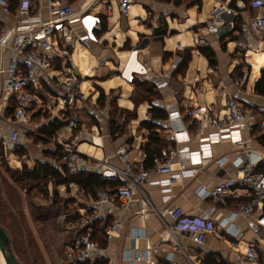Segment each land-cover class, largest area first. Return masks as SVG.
<instances>
[{"label": "crops", "instance_id": "obj_1", "mask_svg": "<svg viewBox=\"0 0 264 264\" xmlns=\"http://www.w3.org/2000/svg\"><path fill=\"white\" fill-rule=\"evenodd\" d=\"M46 1L31 3V14L41 21L48 19ZM119 1L61 0L70 5L75 14L87 12L98 16L102 28L101 32L95 33L97 43L81 44L78 40L80 28L77 24L71 26L73 33L69 38L67 57L74 65L72 73L78 78L80 90L86 97L84 103L76 106L78 128L72 131L67 127L65 117L70 112L62 108L60 94L53 84L37 78L28 90L38 97L35 113L27 125L20 126L14 153L0 158L10 160L17 168L24 164L29 171L44 164L65 178L63 155L56 156L58 150L62 152L57 142L60 138L71 142L76 137L75 147L88 163L85 173H96L101 178L99 164L106 161L118 166L115 151L125 146L130 147L129 158L144 165L143 147L149 133L140 128V124L149 121L152 105L159 106L166 114L162 129L157 131L161 153L167 147L182 150L172 159L171 170H187L192 175L180 178L167 188L169 192L164 193L161 187L149 184L164 179L153 173L139 194L115 212L121 227L114 231L112 241L106 242L104 248L98 245L102 252L97 261L103 258L107 264H142L134 260L138 256L152 258L159 264H169L167 259L177 264H202L207 255L214 254L220 255L227 264H234L235 254L243 252L257 238L258 227L253 218L234 221L239 229L245 230L242 237L231 238L217 227L208 235L206 243L199 246L185 234L171 233L174 223L166 214L167 209L180 207L188 218L209 217L217 225L233 212L237 202L229 200L220 205L210 199L202 200L197 194L199 188L211 190L221 178L237 173L233 144L224 136L202 153V144L197 138L189 135L186 139L182 135L181 139L185 140L175 143L169 142L168 136L186 122L185 109L206 107L222 114L227 97L234 98L249 111L264 110V95L254 92L256 83L264 75V32L255 34L248 25L251 18L264 16V6H259L260 0H129L128 16L124 17L118 11ZM8 2L13 4L14 11L7 16L0 11V30L14 25L18 0ZM199 41H204L203 48H209L213 53V66L200 54ZM131 51L137 52L138 64L145 73H133L129 82L126 73L124 77L121 74ZM186 53L190 54V60L181 74L178 67ZM8 59L9 51L0 48V70L6 68ZM56 69L64 72L62 61ZM162 83L171 84V89L157 88ZM141 84L152 87L154 95L148 99L137 98V95L145 97ZM15 108V99L3 91L0 81L2 137L13 131L6 121L13 120ZM175 113L182 116L181 119L170 121V116ZM58 122L65 126L50 132ZM187 131L192 134L191 130ZM212 133L208 127L204 136ZM263 133L243 130L240 135L253 153L261 155L264 147L256 138ZM196 152H200L199 155H191ZM161 153L148 171L158 168ZM210 155V159L204 158ZM191 156H200V165L192 164ZM214 158L225 160L218 166ZM261 167L264 163L258 166L260 172ZM56 184L50 179L46 193L49 198L54 195L66 198L70 213L74 206L70 198H81L80 194H73L78 185ZM98 190L115 193L117 189ZM96 191L90 194L84 190L85 204L81 207L93 208ZM69 220L67 224L72 229Z\"/></svg>", "mask_w": 264, "mask_h": 264}, {"label": "built area", "instance_id": "obj_2", "mask_svg": "<svg viewBox=\"0 0 264 264\" xmlns=\"http://www.w3.org/2000/svg\"><path fill=\"white\" fill-rule=\"evenodd\" d=\"M32 1L37 4L42 3V0H18L14 25L0 30V48L9 51L7 66L4 70H0V81L3 82V91L13 96L16 101L13 120L6 121L13 127V131L7 137L0 136V156L14 153L20 126L27 125L35 113V107L39 104L38 97L28 90L32 88L37 78L47 79L53 84L60 94L62 108L70 112L68 117H65L67 127L72 131L77 130L79 118L76 106L84 103L86 97L80 90L78 78L72 73L74 65L67 57L69 38L73 33L71 26L77 24L80 28L81 35L78 40L81 44L97 43L95 33L102 30L98 16L87 12L75 14L73 8L63 4L61 0L46 1L48 19L41 21L39 17L31 14ZM129 5V0L119 1L120 15L128 16ZM259 6H264V0L259 1ZM0 11L6 16L10 14L8 0H0ZM248 25L255 34L264 32V16L251 18ZM198 47H205L204 41H199ZM61 61L64 64L63 73L56 69ZM125 73L129 82L133 79V73H145L144 68L138 64L136 51L130 52L121 76L124 77ZM157 88L171 89V84L162 83ZM173 94L176 95L177 92ZM263 114L262 108L258 111H249L234 98L227 97L222 114H217L206 107L185 109L183 117L186 118V122L168 136V141L175 143L185 140L184 138L188 139L189 135L195 137L202 144L200 148L202 153L208 151L207 146L220 141L224 136H227L233 144L237 156V173L221 178L211 190L204 188L197 190L202 200L210 199L220 205L226 204L229 200L237 202L233 212L223 217L217 225L212 223L209 217L188 218L180 207L167 209L166 214L174 223L173 229H170L171 233L177 231L185 234L199 246L206 243L208 235L217 227L231 238L242 237L245 230L239 229L234 221L238 218H253L258 227L257 238L248 244L243 252L235 254L234 264H264V175L258 170V166L264 163V154L253 153L242 134L240 135L243 130L264 132ZM173 115L175 116H170V121L182 117L176 113ZM208 127L213 133L204 136V131ZM187 130H191L192 134ZM182 135H184L183 139H181ZM75 144L76 137L71 142L65 138H60L57 142L62 150L67 174L77 178L83 175L88 163L77 151ZM129 151L128 146L115 151L114 156L118 160V166L106 161L99 164L100 176L103 180L120 182L121 185L115 193L97 190L92 202L93 208L89 210L81 207L85 204L82 198L84 190L79 186L74 188L73 194H80L81 198H70L74 206L68 219L72 223L73 238L65 247L67 264H93L100 258L102 249L90 236L91 226L100 222L105 240L110 243L114 231L121 227L120 221L115 218V212L124 208L135 195L139 194L141 187L147 183L153 173L164 179L149 184L161 187L164 193L169 192L167 188L180 178L192 175V172L187 170L180 169L177 172L171 170L172 159L182 150L167 147L162 151L160 165L154 171L146 170L141 161H132L129 158ZM199 153H191V155H199ZM196 157L191 156L193 160L191 163L200 165L198 161L200 156ZM204 158L210 159L211 155ZM213 160L215 164L221 166L225 158ZM134 260L142 264H159L152 258L137 256ZM167 260L169 264H177L175 261Z\"/></svg>", "mask_w": 264, "mask_h": 264}, {"label": "rangeland", "instance_id": "obj_3", "mask_svg": "<svg viewBox=\"0 0 264 264\" xmlns=\"http://www.w3.org/2000/svg\"><path fill=\"white\" fill-rule=\"evenodd\" d=\"M24 168V164L17 168L0 158V225L10 237L12 252L19 264H67L65 247L73 238L67 224L69 208L64 207L68 202L55 195L49 198L45 186L39 191L21 189L12 174ZM29 202L44 209L36 218L31 215Z\"/></svg>", "mask_w": 264, "mask_h": 264}, {"label": "trees", "instance_id": "obj_4", "mask_svg": "<svg viewBox=\"0 0 264 264\" xmlns=\"http://www.w3.org/2000/svg\"><path fill=\"white\" fill-rule=\"evenodd\" d=\"M13 11H14V6L13 4H11L10 13H12ZM199 52L207 59L210 66L214 65L215 62L213 60V53L210 51L209 48H202L199 50ZM189 60H190V54L186 53L182 58L181 65L178 67L179 73L181 74L184 73ZM141 89H143L145 97L143 95H137V98L139 99L142 98L148 99L149 97H152L154 95L152 87H148L146 84H141ZM254 92L258 95H264V75L262 79L256 83ZM149 115H150L149 121L140 124V128L145 129L149 133L147 144L143 147V152L145 154L144 167L146 170L154 165L155 159L158 158L161 153L162 144H161V140L158 139L157 131L162 129L161 124L166 120L165 111L156 105L151 106ZM63 126H65L63 123L58 122L57 125L53 126L50 132L58 131L62 129ZM256 139L258 144L264 147V133L258 135ZM61 153L62 152L58 150L56 152V156H58V154L59 156H61ZM259 169L261 170V173H263L264 175V167H261ZM64 176L66 179L64 177H61V175L58 174L55 170L51 169V167L44 164H41L39 167H35L32 171H29L26 168H24L22 172L20 173L14 172L12 174L14 183L17 184L19 187H21V189H25L27 192H30L31 190L34 189H37L39 191L41 186H45L46 189L47 183L50 181V179L56 182L57 183L56 185H65V184L67 185L69 183H75L79 187L84 188V190L90 194H93L94 191L98 189H103V188L105 189L107 187L116 190L121 185L119 182L102 181L101 178L96 173L84 172L83 175L75 178L68 175L65 170ZM28 206L30 208V212L33 218H36L38 216L37 215L38 211L41 212L42 210H44L43 208L36 206L35 203L29 202ZM66 206H68V204L64 205V207ZM68 220L69 219H67V222ZM90 236L100 247L103 248L105 247L106 240H105L103 228L100 227L99 222H96L91 226ZM93 264H107V261L102 258L101 260L96 261ZM202 264H227V262L223 260L220 257V255L210 254L206 256Z\"/></svg>", "mask_w": 264, "mask_h": 264}, {"label": "water", "instance_id": "obj_5", "mask_svg": "<svg viewBox=\"0 0 264 264\" xmlns=\"http://www.w3.org/2000/svg\"><path fill=\"white\" fill-rule=\"evenodd\" d=\"M1 258L4 264H19L12 252L10 237L0 226V259Z\"/></svg>", "mask_w": 264, "mask_h": 264}, {"label": "bare ground", "instance_id": "obj_6", "mask_svg": "<svg viewBox=\"0 0 264 264\" xmlns=\"http://www.w3.org/2000/svg\"><path fill=\"white\" fill-rule=\"evenodd\" d=\"M0 261H1V264H4V262H3L2 258L0 259Z\"/></svg>", "mask_w": 264, "mask_h": 264}]
</instances>
